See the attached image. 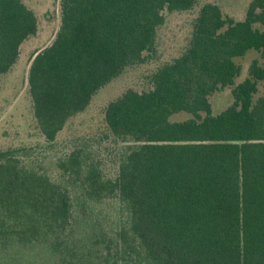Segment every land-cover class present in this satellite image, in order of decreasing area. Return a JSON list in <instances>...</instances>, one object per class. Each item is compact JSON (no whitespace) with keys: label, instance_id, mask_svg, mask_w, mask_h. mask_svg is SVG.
<instances>
[{"label":"trees","instance_id":"16d2710c","mask_svg":"<svg viewBox=\"0 0 264 264\" xmlns=\"http://www.w3.org/2000/svg\"><path fill=\"white\" fill-rule=\"evenodd\" d=\"M192 10L185 47L150 71L149 88L105 105L108 135L124 144L116 173L91 139L54 154L105 86L156 59L169 13ZM38 24L24 0H0V76ZM250 50L260 58L237 82ZM261 82L264 0L240 19L212 1L61 0L28 75L45 142L0 146V264H264ZM226 88L233 101L215 114Z\"/></svg>","mask_w":264,"mask_h":264},{"label":"rangeland","instance_id":"374dc122","mask_svg":"<svg viewBox=\"0 0 264 264\" xmlns=\"http://www.w3.org/2000/svg\"><path fill=\"white\" fill-rule=\"evenodd\" d=\"M38 16V31L31 35L21 46L20 57L7 74L0 76V146H37L45 142L34 117L32 99L28 91V75L35 51L43 49L54 40L61 25V0H24ZM219 3L224 12L240 19L244 17L250 0H200ZM196 10L169 13L166 24L160 29L158 54L156 59L147 64L126 70L118 78L105 86L93 99L83 113L74 117L61 132L54 154H61L77 143L92 140L105 159V169L115 174L118 155L123 142H116L108 135L104 121V108L108 101L120 95L128 87L148 89L150 71L161 61L178 55L186 45L191 30V20ZM260 54L250 50L244 57L237 58L243 67L241 77L248 75V68L253 59ZM263 61V60H262ZM264 94V82L260 84L258 95ZM215 114L224 110L233 101L230 88H226L211 97ZM172 118L185 119L190 114L179 112ZM92 144V145H93ZM93 145V146H94Z\"/></svg>","mask_w":264,"mask_h":264}]
</instances>
